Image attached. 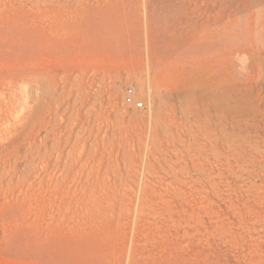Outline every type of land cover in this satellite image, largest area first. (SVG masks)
<instances>
[{
	"label": "rangeland",
	"instance_id": "obj_1",
	"mask_svg": "<svg viewBox=\"0 0 264 264\" xmlns=\"http://www.w3.org/2000/svg\"><path fill=\"white\" fill-rule=\"evenodd\" d=\"M0 264H264V0H0Z\"/></svg>",
	"mask_w": 264,
	"mask_h": 264
},
{
	"label": "built area",
	"instance_id": "obj_2",
	"mask_svg": "<svg viewBox=\"0 0 264 264\" xmlns=\"http://www.w3.org/2000/svg\"><path fill=\"white\" fill-rule=\"evenodd\" d=\"M126 100L128 102L134 103L136 107H143L144 106V102L134 98V91H133L132 87L127 88Z\"/></svg>",
	"mask_w": 264,
	"mask_h": 264
},
{
	"label": "bare ground",
	"instance_id": "obj_3",
	"mask_svg": "<svg viewBox=\"0 0 264 264\" xmlns=\"http://www.w3.org/2000/svg\"><path fill=\"white\" fill-rule=\"evenodd\" d=\"M77 97H78V96H77ZM77 97H76V98H77ZM32 160H33V158H32ZM33 161H34V160H33ZM29 163H30V162H29ZM149 169H150V168H149Z\"/></svg>",
	"mask_w": 264,
	"mask_h": 264
}]
</instances>
